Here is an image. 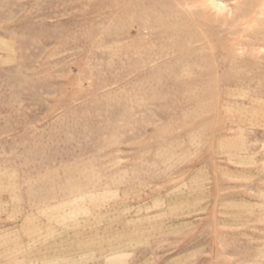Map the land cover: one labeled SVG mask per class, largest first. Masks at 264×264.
Returning a JSON list of instances; mask_svg holds the SVG:
<instances>
[{
    "label": "rangeland",
    "instance_id": "rangeland-1",
    "mask_svg": "<svg viewBox=\"0 0 264 264\" xmlns=\"http://www.w3.org/2000/svg\"><path fill=\"white\" fill-rule=\"evenodd\" d=\"M0 264H264V0H0Z\"/></svg>",
    "mask_w": 264,
    "mask_h": 264
}]
</instances>
